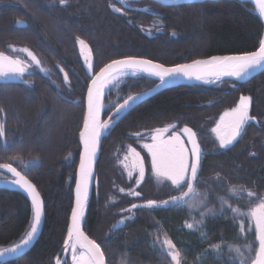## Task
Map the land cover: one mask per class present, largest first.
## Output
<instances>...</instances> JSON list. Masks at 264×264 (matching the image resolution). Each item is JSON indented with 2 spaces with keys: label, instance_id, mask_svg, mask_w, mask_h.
I'll use <instances>...</instances> for the list:
<instances>
[{
  "label": "trees",
  "instance_id": "1",
  "mask_svg": "<svg viewBox=\"0 0 264 264\" xmlns=\"http://www.w3.org/2000/svg\"><path fill=\"white\" fill-rule=\"evenodd\" d=\"M149 4L153 12L121 9L119 14L109 8L108 0H67L65 5L59 0H0V52L12 44L24 46L54 71L60 83L64 85L62 72L68 78L67 87L61 92L65 102L55 96L51 102L44 99L43 106L48 105L50 113L40 119L36 110L21 98L27 91L26 85L0 82V109H3L0 121L5 128L4 138H11L4 145L0 139V164L16 161L12 167L35 186L44 214L33 246L22 256L0 264H54L65 240L79 149L77 133L81 127L85 88L90 80L76 50L77 38L89 47L93 75L106 63L126 57L146 58L169 66L217 55L249 53L258 48L263 36V25L247 1L211 0L175 7ZM16 20L24 26H15ZM146 27H155L158 31L147 36L142 31ZM55 60L59 61L58 66ZM58 67L62 70L58 71ZM28 80L35 85V91H43V80L38 74L29 76ZM221 83L228 87L218 83L166 88L128 111L102 140L96 164L97 192L92 191L86 204L83 227L100 246L106 264H170V259L159 252L158 237H167L177 249L183 250L182 264H215L209 258L212 245L225 246L238 236L235 224L225 213L205 221L203 232L207 236L202 239L184 227V212L173 206L137 208L123 224L116 222L121 207L128 206L132 200L117 195L116 202L107 203L113 183H122L111 154L122 149L123 144H133L130 134L175 124L191 128L199 136L198 124L213 121L221 111L236 105L240 96L249 95V116L254 117L255 123L248 122L232 146L220 149L213 145L211 150L203 149L199 180L210 186L208 200L223 194L224 188H218L211 179L214 176L239 186L243 192L228 196V201L243 210L251 209L257 202L256 197H264V125L261 121L264 71L242 84ZM153 84L143 77L126 78L119 87L105 94L104 103L119 104ZM112 109L107 107L102 118ZM23 122L26 129L19 130L18 124ZM198 140L201 144L202 138ZM251 146L255 154H248ZM68 149L75 154L69 177L60 161ZM143 158L145 176L137 188L140 194L137 199L161 201L176 195L168 184H152L149 160L145 154ZM29 159H35L36 163L23 168L21 161ZM248 191L255 196L249 197ZM31 217L30 204L21 193L0 189V249L23 238ZM203 253L207 255L202 256Z\"/></svg>",
  "mask_w": 264,
  "mask_h": 264
},
{
  "label": "snow or ice",
  "instance_id": "2",
  "mask_svg": "<svg viewBox=\"0 0 264 264\" xmlns=\"http://www.w3.org/2000/svg\"><path fill=\"white\" fill-rule=\"evenodd\" d=\"M120 2L123 3V0H120ZM249 2H253V0H249ZM254 2L259 6L258 14L261 17H264V0H254ZM59 3L61 5H65L67 0H59ZM114 10L117 12L121 11L120 8H116ZM77 43L84 45L85 41L77 38ZM13 50L15 49L13 48ZM23 51L28 53V56L31 57L32 61H34L37 66L40 65V61L35 55L27 49H23ZM262 62H264V40L260 42V46L257 51L249 52L240 56L212 57L210 60H196L189 65H176L174 67H165L162 64H153L149 60H138L128 57L126 59L113 60L111 63L100 69V73L92 80L87 89V113L84 116L83 130L80 132V139L81 143L84 145V152H82L80 156V168L76 177V207L72 209V223L69 225L68 236L64 241L65 251H67L68 247L71 246L73 264H104V255L101 252L100 246L92 240H88L87 237H83V233L79 229V223L83 217V208L88 197L87 181L92 174L87 161L90 156H95L96 146L99 143L103 131L109 129L110 127V123L108 121L101 123L98 119L99 111L102 107L99 103V97L102 94L104 84L108 83V80L105 79L103 83L99 82L104 77L105 73H115L116 75L122 76L125 71L128 70H130L133 75H135L137 71H150L152 75L159 77L161 83L163 84L167 82L168 79L181 74L186 77H192L195 75V78L199 80L201 79V76L191 71L197 67L207 69L209 74L243 78L248 75L250 71L261 66ZM20 65V60L12 59L4 53H0V76L22 74L24 69ZM92 67L93 66L90 64L89 69L91 70ZM112 78L115 79V75ZM67 81L68 78L65 76V82ZM139 99V94L136 96L129 95L128 98L124 100L123 104H120L116 108V112L112 117L113 121L119 118L121 112L131 108V106ZM249 103V97L241 96L237 107L233 108L230 113H225L226 116L231 115L233 117L230 125V133L227 136L219 134V125L212 129L213 132L217 133V138L220 141L221 148L231 145L233 141L240 136L245 124H247L250 119H254V117L249 116ZM0 112H3V109H0ZM221 119H223V117ZM172 127H175V125ZM167 131L168 128L163 130L156 129L155 133L151 137L154 143L145 144L143 147L146 148L152 155V169L155 175L158 178H163L165 181H169L173 191L178 194L170 195L169 199L161 202L148 200L146 205L133 204L131 207L155 208L163 205L165 207H187L190 211L205 207L207 200L206 195L204 200L196 204L190 202L189 199L193 194L195 186L200 183V160L203 153L196 140L197 133L188 127L182 129V131L188 135L187 142L192 144V148L189 150L176 136L171 137L168 141L161 140L160 143H155L162 135V132ZM4 136V124L0 123V138H3ZM130 151L139 157V153H136L134 149H130ZM13 162L16 161L12 160L9 163L0 164V169H6L8 172L19 177L18 180L14 181V183L21 184V186L28 192L29 196H31L33 219L31 221L30 231L27 232L26 236L20 241V243L11 248L0 249V257L18 256L21 254L23 249L32 241L34 235L37 233L42 216V205L40 203L39 194L36 192L33 185L28 180L24 179L16 168L12 167ZM21 163L23 167L27 169L36 162L21 161ZM143 177L144 169L143 164L141 163L140 178L143 179ZM185 188L187 190H185ZM120 191L123 192V189H120ZM232 191L234 194L235 190ZM131 194L139 196V193ZM248 196L253 197L255 194L248 191ZM256 198L259 199L260 202L252 207L249 212H241L239 208H231V211L234 214V221L237 217H246V219L242 220L240 223L242 233L246 230L247 226V231L250 234L251 225L254 223L255 242H258V247L255 248V257L250 260V264H264V197ZM225 203L226 201L221 199V210L219 212H213L212 214L214 217L224 214L223 205ZM229 207L231 206L229 205ZM128 211H131V209H128ZM200 217V220H196L195 217H193L192 219L194 222L186 223L185 227L188 229L203 227L204 220L206 219V213L201 212ZM119 223L123 224L124 220L122 219ZM200 235L203 239L207 236V233L201 232ZM73 236L77 237L75 242H73ZM80 237H83V240L86 241V243L80 242ZM255 242L246 244L243 248L239 246L233 248L232 250L236 253V257L233 258L230 264H237V261L239 264H249V256L246 255V253L250 254L253 251ZM77 245L79 246V249H86V251H79V253H77ZM212 247L219 251L221 245L216 244L212 245ZM182 251V249H177L173 242L170 239H167V237L164 239L163 245L159 249L161 256L170 258V264H182ZM201 255H207V253H203Z\"/></svg>",
  "mask_w": 264,
  "mask_h": 264
},
{
  "label": "rangeland",
  "instance_id": "3",
  "mask_svg": "<svg viewBox=\"0 0 264 264\" xmlns=\"http://www.w3.org/2000/svg\"><path fill=\"white\" fill-rule=\"evenodd\" d=\"M108 3H109V8L112 11H114L115 13H119V14L121 11L117 12L114 9H116V8L133 9V10L142 11V12H153V9H154L145 0H123V3H121L120 0H108ZM13 4H15V2H13L10 5H13ZM22 8L25 12L26 11L25 8L24 7H22ZM35 21L36 20L33 18V25L35 24L34 23ZM142 31L145 35L151 36L153 33L157 32L158 29L155 27H153V28L146 27V28H142ZM44 44H46L45 45L46 47H48V45H49L46 42H44ZM9 46H12V47H9ZM9 46L6 48L5 51H2L0 53H4L5 55L9 56L12 59L20 60L21 66L23 67L24 72L20 75L14 74V75H8V76H0V81L1 82L22 83V84L26 85L28 87L27 91L21 95V98H22L24 104H27V106H29V107L31 106L30 108L33 107L36 110V114L38 115V119L42 118L43 115H44V117H47L45 115L46 114L48 115V113H50V112L48 110V108H49L48 105L43 106V100L44 99L45 100L49 99L51 102V101H53V97L55 96L58 100L65 102V100H62L65 98L61 93V92L65 91V89L67 87L66 86L67 82H65V74L62 72V78H63L62 80L64 82V85H63L62 82H61L62 83L61 84L57 80L54 71H52L50 68L46 67V65H44L40 61L39 57H37L30 49L23 47V46H19V45H14V44L9 45ZM13 48L15 50H13ZM23 49H27L33 55H35L37 57V59L40 61V65L37 66L36 63L34 61H32L31 57L28 56V53L23 51ZM76 50H77L78 55L81 59V62L84 65L86 63V57H87L88 53H90L88 45L86 43L84 45H80L79 43H77V40H76ZM57 62H59V61L55 60V64H56L55 66H58ZM61 68L62 67H60L58 71H60ZM42 69H43V71H42ZM33 74H38L40 76V78L43 80L44 88L41 87L43 91L36 89V91H40V93L35 91V85L33 83H31V80H28V77L33 75ZM60 79H61V75H60ZM123 80H125V79H123ZM123 80H120L116 84H114L111 88H109L106 91V93L111 89H115V88L119 87V85L123 82ZM219 86L225 87V88L228 87V85L226 86V85H223L222 83H220ZM49 93H53V96H51ZM132 96H134V95H132ZM127 98L128 97H126L124 100H126ZM124 100L122 102H120L119 104H113L112 103L113 101H111L107 105L103 101V104L101 107V112L104 111L107 107H111V106L113 107L112 111L115 110V108L118 105H120L121 103H123ZM237 105L238 104L236 103V105L231 106L229 109L221 111L218 115H216V117L213 121L203 122L201 124H198L197 129L199 131L198 133H200V134H199V136L197 134L196 140H197V142H199L198 139L202 138V143L199 144L202 151H203V149L204 150L205 149L211 150L213 145H216L217 148L224 149V148L220 147V141L217 138V133L213 132L212 129L216 128L217 125H219L220 126L219 127V134L222 136H227L230 133V125H231L233 117L231 115L226 116L225 113H230L233 108L237 107ZM222 117H223V119H221ZM46 120H47V118H46ZM102 121L105 122V119H103ZM261 121L264 125V118L263 117H262ZM0 123H1V121H0ZM173 125H175V124L165 125V126H162L160 128H155V129H151V130H147V131H142L139 133L130 134L129 137L133 140V144H128V143H126L125 145L123 144L122 149H118L117 150L118 152L111 154L112 159H114V162L112 161L113 166H115V167L118 166L117 169H118V173L121 175L122 183H120L118 181L113 183V186L110 188L111 193L109 195V199L107 200V203L116 202L118 200L117 195L118 196L119 195H125L128 199L132 200L131 204H129L128 206L121 207V210L118 212L119 217L116 220V222H119L122 219L125 221L126 219H130L133 216L134 210L137 209V208L131 207L133 204L146 205V201H143V199H140V200L137 199L140 197V194H139V196L131 194V193H139L137 191V188L140 186V184L143 180L140 178L141 163L143 164L144 176H145V166H144V162H143L144 161L143 154H145L147 159L149 160V167H150L149 173H150L151 178L153 179L152 184L154 183L153 184L154 186L168 184L172 188L169 181H165L163 178H158L155 175V173L153 172V169H152V155L146 148L143 147V145L154 143V141L152 140L151 137L155 133L156 129L163 130L165 128H168L167 132H162L164 137L159 138L155 143H160L161 140L162 141H168L171 137L176 136L189 149V146H188L186 140L181 135V128L182 127L180 128V127H177L176 125H175V127H172ZM18 126H19V130L26 129L25 122L19 123ZM0 139L2 141L1 143L4 145L6 139L4 137L0 138ZM10 139L11 138L8 137V139L6 141H8V143H9ZM207 141H212L214 144L209 145V143ZM123 143H125V142H123ZM130 149H134L136 153H139V157L134 155V153L132 151H130ZM247 150H248V154H255L256 153L252 146ZM202 157H203V155L201 156V158ZM74 159H75V154L73 153V151H71V149L64 151V153L60 157V161L62 162L61 167L64 169L65 175H67L68 177L71 174V171H70L71 167H69V166L73 165ZM27 161H35L36 162L35 159H29ZM27 161H24V162H27ZM21 165H22V163H21ZM48 173H49V171H48ZM5 174L7 176H5ZM74 177H75V170H74ZM95 178H97V177L95 176ZM0 179L1 180H5V179L7 180V179H13V178L9 173L5 172V169H0ZM211 179L215 182V184L218 188H221V189L224 188L223 194L216 195L215 200H208V198H207L205 207H201L199 209H194V210L190 211L187 207H183V208L174 207V208L184 212V214H185L184 227H185L186 223H193L194 222L192 219L193 217H195L196 220H200L201 219V217H200L201 212L206 213V219L204 220V223L206 220L214 218L212 213L213 212H219L221 210V207H222L221 199L226 201V203L223 205L224 214L225 213L228 214V217L231 219L233 224H235L238 236L235 237L236 239L233 242L228 243L225 246H221L219 251L212 248L211 249L212 253L210 254L209 258H211L212 262H214L215 264H230V262L233 260V258L236 257V253L232 250L233 248H235L237 246L243 248L244 245L255 242V225H254V223H252L250 234L247 231V226H246V230L242 233L240 223L242 220H245L246 217H237L235 219V221L233 220L234 214L232 213L231 208H238V207L233 206L229 203L228 196H231V195L237 196L238 194L243 192L239 188V186L228 184L224 180L223 177L214 176ZM73 185H74V179H73V184L71 187V200H72ZM209 188H210L209 185L207 186L206 184H202V182L200 181V183H198L195 186L193 194L189 198L190 202H192L193 204H196V203H199L200 201L204 200L205 195L206 196L209 195V191H210ZM120 189H123V192H121ZM185 190H187V189L185 188ZM232 190H235L234 194H233ZM164 200H161V201H164ZM161 201H157V202H161ZM259 202H260L259 199H257V202L255 203V205ZM71 205H72V201H71ZM229 205L231 207H229ZM161 206H163V205H161ZM140 208H142V207H140ZM128 209H131V211H128ZM249 210L240 209V211L244 212V213L249 212ZM215 217H217V216H215ZM82 226H83V223H82ZM114 226H112V229L115 228ZM185 228L189 231L198 233L199 235L201 232H203V227L194 228V229H188L187 227H185ZM83 229H84V227H83ZM200 237H201V235H200ZM164 239L165 238H162V237H160V238L158 237L156 239V242L160 248L163 245ZM256 247H258V242H255L254 247H253V251L250 254L246 253V255L249 256V264H250V260L255 257V248ZM68 255H69V253L67 254V256L65 258H63L62 255L60 254L59 256L58 255L56 256V259H59V260L62 259L61 264H69V262H68L69 256ZM217 257H220V258H217ZM237 264H239L238 261H237Z\"/></svg>",
  "mask_w": 264,
  "mask_h": 264
},
{
  "label": "water",
  "instance_id": "4",
  "mask_svg": "<svg viewBox=\"0 0 264 264\" xmlns=\"http://www.w3.org/2000/svg\"><path fill=\"white\" fill-rule=\"evenodd\" d=\"M146 1H149V2H153L159 6H162V7H169V6H178V5H186V4H199V3H202V2H205V1H211V0H146ZM261 21V20H260ZM262 22V21H261ZM264 26V24H263ZM260 46V45H259ZM259 46L256 50L254 51H257L259 49ZM252 51V52H254ZM246 53H243V54H225V55H217V56H211V57H208V58H204V59H197V60H200V61H205V60H210L212 57H225V56H240V55H244ZM121 59H126V58H121ZM121 59H117V60H121ZM135 59H138V60H147V59H143V58H135ZM150 61V60H149ZM196 61V60H194ZM153 64H160V63H157V62H153L151 61ZM193 61L191 62H188V63H183V64H178V65H189V64H192ZM111 63V62H110ZM92 65L93 66V62H92V58H91V55L88 54L87 57H86V63L84 65V69H85V72L87 75H92V70H93V67L92 69L90 70L89 69V65ZM109 64V63H108ZM176 66V65H174ZM174 66H167V67H174ZM104 67V66H103ZM102 67V68H103ZM166 67V66H165ZM264 69V62L261 63V66L257 67L255 70H252L250 71V73L246 76H244L243 78H237L235 76H227V75H214V74H209L208 70L203 68V67H197V68H194L192 69L191 71L199 74L201 76V79H196L195 78V75L192 76V77H186L184 75H177L171 79H168V80H174V81H177L178 83H180L181 85H195V84H203V85H214L216 83H219V82H222V81H229V82H232V83H236V84H242V83H245L247 82L250 78L254 77L255 75H257L259 72H261L262 70ZM142 72H145L147 74H151L150 71H142ZM100 73V70L93 74L91 76V79L89 80L88 84H87V87H86V90H85V95H84V113H83V118H82V122H81V128L78 132V144H79V157H78V163H77V166H76V169H75V177H74V185H73V188H72V205H71V209H70V213H69V217H68V222H67V235L65 237V239L67 238L68 236V228H69V225L72 223V209L74 207H76V193H75V189H76V177H77V173L79 171V168H80V156H81V153L84 152V145L81 143V139H80V132L83 130V127H84V116L85 114L87 113V89H88V86L91 84L92 80ZM112 74L114 73H105L104 77L101 79V81L99 83H103V81L105 79H108ZM152 75V74H151ZM201 81H209V82H201ZM167 88L166 86V83H161V81L159 80V82H157L156 85H154L153 87H151L149 90H147L144 94H142L140 96V99L136 101L135 104H133L131 106V108L125 110L122 114H120L119 118H117L116 120L114 121H110V119L113 117V114L115 113L114 111L106 118L105 121H108L110 123V127L109 129L103 131L101 137H100V140H99V143L97 144L96 146V154L94 157H89L88 161H87V164L88 166L91 168V177L88 179L87 181V191H88V197H87V200L84 204V208H83V217L81 218L80 220V223H79V229L80 231L83 233V237H87L88 240H92L87 234L86 232L84 231L83 229V226H82V223H83V218H84V213H85V208H86V204H87V201L88 199L90 198L91 196V193L92 191L94 190L95 193L97 192V186H98V180L97 178H95V165H96V162H97V159L99 157V152H100V146H101V143H102V140L108 135L109 131L111 130V128L113 127V125L123 116L125 115L130 109H132L135 105H137L138 103L142 102L143 100L149 98L150 96L158 93L159 91L163 90ZM106 91H102V94L100 95L99 97V103L100 105H102L103 103V97H104V94H105ZM246 97H249L250 98V101H251V97L249 95H244ZM240 101V98L238 100V103ZM98 119L101 123H103L102 121V112L100 111L99 112V116H98ZM248 122H254L253 119H250ZM112 123V124H111ZM185 127H183L182 129H184ZM182 133L184 134V136L186 137L187 141H188V135L186 133H184L182 131ZM239 137H237L238 139ZM234 140L233 143L235 141ZM190 145V148H192V144L189 143ZM5 171L7 173H9L13 179H7V180H0V189H7V190H12V191H17L19 193H21L26 199L27 201L29 202L30 204V207H31V213H32V217H31V221L33 219V208H32V199H31V196H29L28 192L25 190L24 187L21 186V184H17V183H14V181L18 180L19 177L15 176L14 174L8 172L6 169ZM21 174V173H20ZM21 176H23L21 174ZM24 177V176H23ZM24 179H26L24 177ZM28 180V179H26ZM29 181V180H28ZM30 182V181H29ZM31 183V182H30ZM32 184V183H31ZM33 185V184H32ZM33 187L35 188V186L33 185ZM36 190V188H35ZM36 192L38 193V191L36 190ZM39 194V193H38ZM39 198H40V203L42 205V216H41V223L38 227V231L37 233L34 235L32 241L23 249V252L21 254H19L18 256H5V257H0V262H6V261H11V260H14L20 256H22L24 253H26L32 246L33 244L35 243L37 237L39 236V233L41 231V228H42V224H43V217H44V214H43V202H42V199L40 197V194H39ZM30 228H31V222H30V225L28 227V231H30ZM26 232V234H27ZM26 234L23 236V238L26 236ZM83 237H80V242L82 243H86V241L83 240ZM22 238V239H23ZM20 239L18 242H16L15 244L7 247V248H11L13 247L14 245H17L20 243V241L22 240ZM73 239L77 240V237L76 236H73ZM65 241V240H64ZM93 241V240H92ZM95 242V241H93ZM96 243V242H95ZM97 244V243H96ZM64 242H63V245L60 249L59 252H61V250L63 249L64 247ZM5 249V248H4ZM84 251H86V249H82ZM63 255L66 254L65 251H63L62 253ZM104 264H105V261H104Z\"/></svg>",
  "mask_w": 264,
  "mask_h": 264
},
{
  "label": "bare ground",
  "instance_id": "5",
  "mask_svg": "<svg viewBox=\"0 0 264 264\" xmlns=\"http://www.w3.org/2000/svg\"><path fill=\"white\" fill-rule=\"evenodd\" d=\"M146 1V0H145ZM238 1H247V2H249V0H238ZM147 2H149V1H147ZM149 3H153V2H149ZM203 3V2H202ZM251 5H252V7H253V9H254V13L257 15V17L259 18V20H261L260 22L262 23V25L264 24V17H261L259 14H258V4L257 3H255L254 2V0H253V2H249ZM153 4H155V3H153ZM200 4V3H199ZM186 5H190V4H186ZM178 6H181V5H178ZM169 7H175V6H169ZM15 26H17V27H23L24 26V23L22 22V21H20V20H16L15 21ZM263 29H264V26H263ZM262 40H264V30H263V36H262V39H261V41ZM260 41V42H261ZM260 45V44H259ZM20 46V45H19ZM24 47V46H23ZM88 54H90L91 55V53H88ZM91 58H92V55H91ZM126 58H128V57H126ZM132 58H140V57H132ZM143 59H146V58H143ZM93 60V59H92ZM147 60H149V59H147ZM150 61H152V60H150ZM93 62V61H92ZM112 62V61H111ZM153 62H155V61H153ZM110 63V62H109ZM108 63H106L105 65H107ZM179 64H183V63H179ZM85 65V64H84ZM83 65V66H84ZM105 65H103V66H105ZM175 65H178V64H175ZM21 66V65H20ZM102 66V67H103ZM169 66H174V65H169ZM22 67V66H21ZM101 67V68H102ZM167 67V66H166ZM100 68V69H101ZM100 69H98L97 71H96V73L100 70ZM93 71V70H92ZM264 71V69L261 71V72H263ZM261 72H259L258 74H260ZM257 74V75H258ZM16 75H20V74H16ZM115 75V79H113L112 77ZM90 76V79H91V76L92 75H89ZM135 77H143V78H146V79H149V80H151L154 84L152 85V87L154 86V85H156L157 84V82H159V77H156V76H154V75H151V74H147V73H145V72H142V71H137L136 73H135V75H133L132 74V72L130 71V70H128V71H125V73H124V75H116L115 73L114 74H112L107 80H108V83H106V84H104V87H103V90L104 91H107L109 88H111L114 84H116L118 81H120V80H123V79H126V78H135ZM251 79V78H250ZM249 79V80H250ZM1 82V81H0ZM201 82H206V81H201ZM5 83V82H4ZM166 83V86H167V88H170V87H175V86H178V85H181L180 83H178L177 81H174V80H167V82H165ZM22 84V83H21ZM88 84V83H87ZM195 85H203V84H195ZM86 87H87V85H86ZM151 88V87H150ZM149 88V89H150ZM149 89H147V90H149ZM166 89V88H165ZM85 90H86V88H85ZM147 90H145V91H143V92H141V93H138L140 96L142 95V94H144ZM164 90V89H163ZM162 91V90H161ZM160 92V91H159ZM158 92V93H159ZM105 94H106V92H105ZM105 94H104V96H105ZM138 94H136V95H138ZM157 94V93H156ZM84 95H85V93H84ZM136 95H134V96H136ZM155 95V94H154ZM154 95H152V96H154ZM152 96H150V97H152ZM149 97V98H150ZM148 99V98H147ZM146 100V99H145ZM103 101H104V97H103ZM144 101V100H143ZM103 104V103H102ZM121 104H123V103H121ZM139 104V103H138ZM119 106V105H118ZM117 106V107H118ZM136 106V105H135ZM134 106V107H135ZM116 107V108H117ZM133 107V108H134ZM116 108H115V110H113L114 112H116ZM127 110V109H126ZM131 110V109H130ZM129 110V111H130ZM100 111H101V108H100ZM99 111V112H100ZM113 111H111L110 113H109V115L113 112ZM124 112V111H123ZM123 112H121L120 114H122ZM83 113H84V98H83ZM102 114H103V111H102ZM108 115V116H109ZM107 116V117H108ZM124 116V115H123ZM122 116V117H123ZM106 117V118H107ZM121 117V118H122ZM82 118H83V115H82ZM106 118H105V120H106ZM120 118V119H121ZM119 119V120H120ZM102 120H103V118H102ZM118 120V121H119ZM254 120V122H252V123H255V119H253ZM110 121H113V119L111 118L110 119ZM117 121V122H118ZM82 122V121H81ZM116 122V123H117ZM112 124V123H111ZM81 128V127H80ZM80 130V129H79ZM79 132V131H78ZM163 135V134H162ZM162 135L160 136V138L162 137ZM240 136H241V134H240ZM240 136H239V138L237 139V141H235L234 143H232L231 145H228L226 148H228V147H230V146H232L233 144H235L236 142H238V140L240 139ZM77 142H78V133H77ZM102 144V143H101ZM79 145V144H78ZM100 149H101V146H100ZM225 149V148H224ZM202 150V149H201ZM78 157H79V149H78ZM202 153H203V151H202ZM99 155H100V152H99ZM78 157H77V160H76V166H77V163H78ZM115 158V157H114ZM98 159H99V157H98ZM98 159H97V161H98ZM116 163V162H115ZM96 164H97V162H96ZM76 166H75V169H76ZM118 167V166H117ZM116 167V168H117ZM6 172V171H5ZM19 172V171H18ZM7 173V172H6ZM22 174V173H21ZM23 175V174H22ZM24 176V175H23ZM95 176H96V165H95ZM25 177V176H24ZM26 178V177H25ZM123 178V177H122ZM27 179V178H26ZM76 240L75 239H73V242H75ZM63 251H65V246L63 247V249L61 250V252H58V254L60 255H62V257L63 258H65L66 256H67V254L69 253V258H68V262H69V264H73V262H72V249H71V246H69L68 247V249H67V251H65L66 252V254L65 255H63L62 253H63ZM79 251H84V250H82V249H79V246L77 245V253H79ZM58 255V256H59ZM61 261H62V259L61 260H59V259H56V257L54 258V264H61ZM105 261V260H104ZM106 264V263H105Z\"/></svg>",
  "mask_w": 264,
  "mask_h": 264
},
{
  "label": "flooded vegetation",
  "instance_id": "6",
  "mask_svg": "<svg viewBox=\"0 0 264 264\" xmlns=\"http://www.w3.org/2000/svg\"><path fill=\"white\" fill-rule=\"evenodd\" d=\"M181 135H182V137L186 140V142H187V139L184 137V134L182 133V131H181ZM164 137V135H162V137L161 138H163ZM187 144H188V146H189V149L191 150V148H190V145H189V143L187 142Z\"/></svg>",
  "mask_w": 264,
  "mask_h": 264
}]
</instances>
